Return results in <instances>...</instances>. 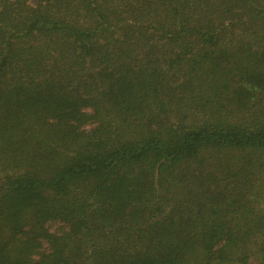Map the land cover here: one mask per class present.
<instances>
[{"label": "trees", "instance_id": "trees-1", "mask_svg": "<svg viewBox=\"0 0 264 264\" xmlns=\"http://www.w3.org/2000/svg\"><path fill=\"white\" fill-rule=\"evenodd\" d=\"M0 264H264V0H0Z\"/></svg>", "mask_w": 264, "mask_h": 264}]
</instances>
